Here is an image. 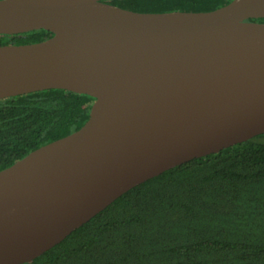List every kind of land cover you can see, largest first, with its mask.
<instances>
[{"label":"water","instance_id":"obj_1","mask_svg":"<svg viewBox=\"0 0 264 264\" xmlns=\"http://www.w3.org/2000/svg\"><path fill=\"white\" fill-rule=\"evenodd\" d=\"M264 0L139 12L105 0H0V99L95 100L78 130L0 170V264L34 260L131 188L264 133Z\"/></svg>","mask_w":264,"mask_h":264},{"label":"trees","instance_id":"obj_2","mask_svg":"<svg viewBox=\"0 0 264 264\" xmlns=\"http://www.w3.org/2000/svg\"><path fill=\"white\" fill-rule=\"evenodd\" d=\"M105 1L139 12H198L231 0ZM52 35L0 34V44ZM94 100L65 89L0 99V170L81 128ZM23 264H264V133L131 188Z\"/></svg>","mask_w":264,"mask_h":264}]
</instances>
